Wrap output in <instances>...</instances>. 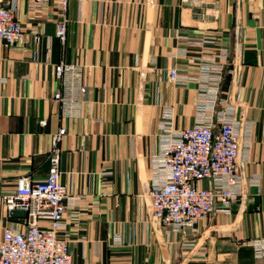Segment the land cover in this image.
I'll return each instance as SVG.
<instances>
[{"label": "crops", "instance_id": "crops-1", "mask_svg": "<svg viewBox=\"0 0 264 264\" xmlns=\"http://www.w3.org/2000/svg\"><path fill=\"white\" fill-rule=\"evenodd\" d=\"M0 3L24 29L0 44V239L26 228L3 194L43 180L55 145L72 264H264V0H67L63 43L54 2ZM59 62L83 68L71 116L54 99ZM225 119L238 132L239 199L193 230L150 219L147 190L175 131Z\"/></svg>", "mask_w": 264, "mask_h": 264}, {"label": "built area", "instance_id": "built-area-1", "mask_svg": "<svg viewBox=\"0 0 264 264\" xmlns=\"http://www.w3.org/2000/svg\"><path fill=\"white\" fill-rule=\"evenodd\" d=\"M33 5L52 1L62 12L56 22L55 35L63 43L67 19L63 11L67 0H30ZM24 37V29L12 7L0 3V44L12 46ZM37 40L38 37L35 36ZM190 45L200 41L190 40ZM62 91L54 93L67 115L74 114L79 98L86 93L83 68L77 64H55ZM221 68H217L219 71ZM168 78L179 80L176 68L168 71ZM65 134L60 128L59 140ZM240 146L236 125L222 120L215 128L211 122L181 128L167 143L154 167V177L147 190L150 219L171 227L176 232L193 230L195 224L239 199L236 172ZM60 154L53 146L48 155V174L43 180L21 177L16 187L3 194L8 212L19 210L26 216V228L7 226L0 239V264H72L67 241L58 234L63 226L67 189L60 181ZM200 180L208 185L199 186ZM46 221L47 226L41 222Z\"/></svg>", "mask_w": 264, "mask_h": 264}]
</instances>
